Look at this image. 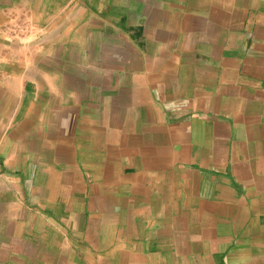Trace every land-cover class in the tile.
<instances>
[{
    "label": "crops",
    "instance_id": "crops-1",
    "mask_svg": "<svg viewBox=\"0 0 264 264\" xmlns=\"http://www.w3.org/2000/svg\"><path fill=\"white\" fill-rule=\"evenodd\" d=\"M0 264H264V0H0Z\"/></svg>",
    "mask_w": 264,
    "mask_h": 264
}]
</instances>
